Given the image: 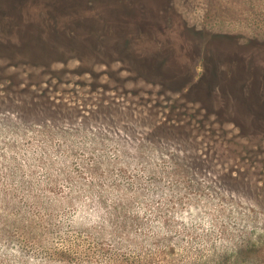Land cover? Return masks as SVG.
Here are the masks:
<instances>
[{
	"label": "rangeland",
	"instance_id": "rangeland-1",
	"mask_svg": "<svg viewBox=\"0 0 264 264\" xmlns=\"http://www.w3.org/2000/svg\"><path fill=\"white\" fill-rule=\"evenodd\" d=\"M0 264H264V0H0Z\"/></svg>",
	"mask_w": 264,
	"mask_h": 264
}]
</instances>
